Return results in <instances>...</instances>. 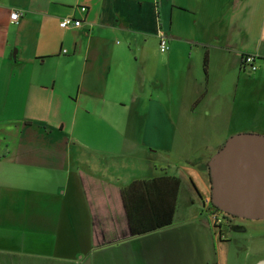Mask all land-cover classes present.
<instances>
[{
	"label": "crops",
	"instance_id": "1",
	"mask_svg": "<svg viewBox=\"0 0 264 264\" xmlns=\"http://www.w3.org/2000/svg\"><path fill=\"white\" fill-rule=\"evenodd\" d=\"M65 17L82 25L61 28ZM244 53L257 55L255 72L241 67ZM133 121L143 139L129 134ZM241 132L264 136V0H0V264H135L141 239L187 230L214 253L184 259L232 264L234 227L176 222L182 194L205 208L213 158L187 163L184 176L139 155L170 152L179 133L205 149L219 136V150ZM163 175L181 180L173 223L132 234L121 190ZM190 178L202 199L182 192Z\"/></svg>",
	"mask_w": 264,
	"mask_h": 264
},
{
	"label": "rangeland",
	"instance_id": "2",
	"mask_svg": "<svg viewBox=\"0 0 264 264\" xmlns=\"http://www.w3.org/2000/svg\"><path fill=\"white\" fill-rule=\"evenodd\" d=\"M143 129V131H142ZM144 127H136L134 125V121L132 122L131 127L129 128V134L132 136L144 137ZM94 134H99L98 129L94 131ZM143 139V138H142ZM206 139L210 141L209 147L210 149H205L202 143L204 141L200 140L198 136L195 135H184V134H177L175 142L173 143V148L169 151H158L157 154H149V159L143 160L141 159L140 154V161L146 162L150 165H156L159 172L162 168H165L167 172L174 174H184L186 176V172L183 170V166L187 163L197 162L196 159H200V157L204 158H213L215 156L219 146L218 144L221 141V137L216 135H208ZM213 144V145H212ZM140 145L143 148L138 147L137 149L140 152H147L149 148L144 142H141ZM146 147V148H145ZM193 161V162H192ZM207 161V160H206ZM206 166V171L209 173V163ZM154 167V166H153ZM20 171L23 174H29L31 171L30 167L21 168ZM189 181V180H188ZM198 187V186H197ZM192 191L193 187L191 184H186L184 182L183 190ZM199 189V188H198ZM200 192V189H199ZM201 193V192H200ZM202 195V194H201ZM186 195L182 194L181 197V216L177 217L176 222L180 225V222H184V218L189 220V218L198 219L197 222L201 220L203 217H208L210 220V213L206 211L207 207L209 208L212 205L211 196L208 195V201L203 209L202 202L197 197H193L195 200L196 209L194 210L191 205L187 203ZM203 197V196H202ZM205 202V200H204ZM204 212H201V210ZM209 211V210H208ZM234 229L231 231L230 237L228 240L231 245L227 247V254L231 259L232 264H252L264 259V220H236L233 222ZM199 232L201 233V228H198ZM194 237L192 230H187L179 233H175L174 236L169 235L168 240L160 242V237H150L141 239L142 241L139 242V245L135 246V253L133 255V262L141 263L146 262L149 264H160L164 263L163 256L166 254L172 255L177 254V264H194L188 259L189 256L196 255L199 253L208 255H212L214 252L213 249L208 248L207 251L203 247L202 251L199 252L196 246V243L192 240ZM237 240V241H236ZM175 258V255L173 256Z\"/></svg>",
	"mask_w": 264,
	"mask_h": 264
},
{
	"label": "water",
	"instance_id": "3",
	"mask_svg": "<svg viewBox=\"0 0 264 264\" xmlns=\"http://www.w3.org/2000/svg\"><path fill=\"white\" fill-rule=\"evenodd\" d=\"M211 202L226 213L264 219V136H231L209 162Z\"/></svg>",
	"mask_w": 264,
	"mask_h": 264
},
{
	"label": "trees",
	"instance_id": "4",
	"mask_svg": "<svg viewBox=\"0 0 264 264\" xmlns=\"http://www.w3.org/2000/svg\"><path fill=\"white\" fill-rule=\"evenodd\" d=\"M208 63L205 57V66ZM196 195H202L192 178ZM181 180L175 176H159L151 180H135L121 190V196L134 235H143L171 225L174 221Z\"/></svg>",
	"mask_w": 264,
	"mask_h": 264
},
{
	"label": "built area",
	"instance_id": "5",
	"mask_svg": "<svg viewBox=\"0 0 264 264\" xmlns=\"http://www.w3.org/2000/svg\"><path fill=\"white\" fill-rule=\"evenodd\" d=\"M82 10L86 11V8L83 7ZM22 13H19L17 11L12 12L11 14V20L13 22H18L21 19ZM82 25V20L81 19H76L74 17H65L62 19L60 22V27L64 29H68L71 27H80ZM170 49L169 46V38L166 35H162L160 37V50L161 52L165 53ZM258 59L257 55L253 53H244L242 55V68L244 71L248 73H253L258 69ZM209 210V209H208ZM209 215L212 220V225L218 229L223 222H225V217L223 214H217V213H212L209 211Z\"/></svg>",
	"mask_w": 264,
	"mask_h": 264
},
{
	"label": "flooded vegetation",
	"instance_id": "6",
	"mask_svg": "<svg viewBox=\"0 0 264 264\" xmlns=\"http://www.w3.org/2000/svg\"><path fill=\"white\" fill-rule=\"evenodd\" d=\"M208 209L212 213L223 214V216L225 217V222H223V224L218 228V232H220L221 234L224 232V230L226 231V230L232 229L234 227L233 222H235L239 218H240V220H242V219L243 220H251V219L241 218V216L226 213L224 210L220 209L219 207H217L213 203Z\"/></svg>",
	"mask_w": 264,
	"mask_h": 264
}]
</instances>
